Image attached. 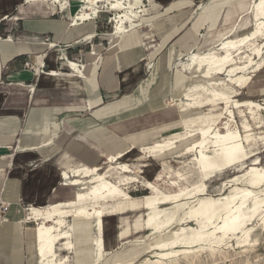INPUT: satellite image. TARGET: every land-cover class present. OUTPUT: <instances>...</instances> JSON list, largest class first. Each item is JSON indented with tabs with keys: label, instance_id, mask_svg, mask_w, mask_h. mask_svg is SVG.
Here are the masks:
<instances>
[{
	"label": "bare ground",
	"instance_id": "obj_1",
	"mask_svg": "<svg viewBox=\"0 0 264 264\" xmlns=\"http://www.w3.org/2000/svg\"><path fill=\"white\" fill-rule=\"evenodd\" d=\"M39 1L49 2L58 11L69 10L71 22L77 26L92 24L93 31L88 34L90 38L94 37L97 34L96 31L100 29L102 32L105 31L104 33L122 36L127 30L143 26L142 17L146 11V7L143 8V6L146 1H149L150 4L154 2V0ZM252 2L254 4L249 18H251L254 28L249 33L233 37L236 32L234 29L219 43V49L223 53L216 51L194 52L189 57V69L194 71V76L201 77L208 83L196 82L187 87L184 92L187 101L178 103L179 118L172 122L177 126L182 123L184 127H192V129L187 131L182 128L185 131L173 134L172 139L167 140V143L160 140L154 145L147 144L140 147V160L160 154L158 158L164 163L167 161V155L175 153V149L178 147L177 143L188 140L189 142L183 148V153L194 157L198 167L201 168L203 179L195 187L189 188L186 185L185 173L178 171L174 174L175 178L169 183L173 191L166 192L163 191V184L166 183L169 173H166L164 169H158L152 181L147 183L150 194L146 195L142 201L146 208L144 221L151 234L162 233L165 230L166 234L154 237L152 245L138 247L133 244L126 251L117 253L114 256L115 264H132L140 257L143 249L145 251L160 250L158 254L162 258L178 256L183 249L181 247L188 245H199L202 251L215 252L216 243L219 240L224 239L225 236H237L238 234L243 235L240 242L248 245L253 240L254 228L260 222L264 224V197L262 198L260 192H254L238 184L243 178H247L253 185L264 182V166L252 163L246 173L231 179L237 183L230 192L218 198L208 195L206 180L218 171H225L231 167H243L245 160L251 156L245 143L252 146L258 138L251 132L253 127L250 117L255 120L258 126L263 123L261 115V110H264L263 104L253 99L242 101L243 98L241 100L235 98V94L239 92L240 88L249 86L252 78L251 73L258 71L264 63L261 45H256L257 43L253 42L254 39L263 37L262 44H264V0ZM110 12H113L115 16L109 17ZM139 12H143L141 18L137 16ZM135 17H138V20ZM96 19H99V22H96ZM107 21L110 22L111 27ZM246 49H251V52L247 53ZM257 58L260 60L256 61ZM69 64L79 74L82 72L81 64L77 62ZM51 74L59 73L53 71ZM224 74L228 77L227 79L216 78V76ZM230 83L239 89L231 88ZM209 86L214 88L211 97L204 98L201 94L194 97V92L202 89L208 91ZM198 106L200 109L208 108L207 110H197ZM244 106L246 110L241 109ZM236 108L244 117L242 126L236 119L234 110ZM141 117L144 116L141 115ZM204 118L213 120L210 121V125L195 128ZM203 123L207 124L208 121H203ZM241 128L244 129L245 136L242 134ZM127 133H132V131ZM133 148H129L126 152H131ZM126 152L109 155L108 160L111 165L99 177L103 179L115 177L117 179L108 181V185L103 190L91 188L80 191L79 188L84 184L83 180L71 177L68 172L63 171L64 184L77 188L73 199L68 202H51L43 212L36 205L27 209V211L31 210L27 220L37 223L32 234L34 250L38 258L37 264H67L69 257L59 258L56 251L58 243L63 244L70 253H75L78 259L77 264H98L104 259L108 251V215L116 213L118 209L116 198L123 196L126 199L131 198L122 185H127L135 179L125 172H136L138 168L136 164L138 161L132 164L118 163V159ZM92 166L96 171V165ZM120 174H124V176L121 177ZM192 199L197 200V203L179 216L178 212ZM0 204L5 205L8 202L0 199ZM164 204H174V208L162 207ZM69 217H73L72 220L77 225L76 230L74 223L68 220ZM186 221L194 222L196 227L182 226ZM175 223L179 224L177 229L171 227Z\"/></svg>",
	"mask_w": 264,
	"mask_h": 264
},
{
	"label": "crops",
	"instance_id": "obj_2",
	"mask_svg": "<svg viewBox=\"0 0 264 264\" xmlns=\"http://www.w3.org/2000/svg\"><path fill=\"white\" fill-rule=\"evenodd\" d=\"M161 1L172 3L166 9L169 18L170 12L181 11L195 0ZM37 2L42 1L0 0V199L15 205L1 223L8 222L16 205H36L45 211L51 202L71 201L77 188L64 184L63 171L86 180L95 173L93 164L98 168L100 163H107L106 158L112 153L122 154L128 148L134 147L133 151L137 146L160 141L161 132L174 125L166 122L127 133L131 132L127 131L128 121L140 120L144 106L140 95L145 93L144 86L139 91L135 89L142 71L134 62L142 54L133 51L138 46L132 44L133 35L110 45L100 37L101 29L90 38L92 24L69 23L58 14L53 15L57 8L45 9ZM161 7L154 0L144 15ZM233 30L223 33L217 44ZM144 36H154L151 24ZM79 53L83 59L82 76L69 64L77 62ZM182 55L178 53V59L182 60ZM27 61L44 62L50 73L35 74L25 68ZM53 71L59 74H51ZM181 71L187 70L182 66ZM156 74L158 67H153V76ZM120 136L130 145L116 146L114 140ZM119 159L118 163H125ZM165 163L163 168H169L168 161L162 166ZM194 172H198L199 178L191 175L192 179L200 182L201 168L197 166ZM187 176L186 182L192 180ZM127 185L122 187L130 194ZM130 196L116 198V213L128 203L132 209L146 210L142 203L146 195L142 200ZM144 220L145 216L142 227L148 229ZM25 233L27 242L34 244L33 231L27 228ZM34 245L30 247L33 253Z\"/></svg>",
	"mask_w": 264,
	"mask_h": 264
},
{
	"label": "rangeland",
	"instance_id": "obj_3",
	"mask_svg": "<svg viewBox=\"0 0 264 264\" xmlns=\"http://www.w3.org/2000/svg\"><path fill=\"white\" fill-rule=\"evenodd\" d=\"M252 1L254 0H195L181 11L179 10L180 12L177 10L170 12V17L167 18L169 13H166V9L169 4H172L171 1H169L168 4H163L161 0H157V2L163 7L158 11H150L147 15H144L142 17V21H144L143 26L133 28L129 31L127 30L122 36L104 33L105 31L100 34V37L108 40L110 45L119 44V42H122L126 36H129L128 34H131L133 35L132 44L135 43L138 45L137 48H133V51L137 50L136 52L138 54H142L140 59L134 62L137 63L138 66H141L142 71V76L135 89L138 90L141 86L145 87V93L140 95V100L143 101L144 104L142 107L143 112L141 114L145 118L140 117L141 121H143L142 123L140 120L128 121L127 131L134 132L152 125L172 122L179 118L178 103L187 101L183 92L186 85L196 82H207V80L201 77H195L194 71L189 69L188 64L190 55L194 52L208 53L216 51L223 53V51L219 49V44L217 43L222 34L229 29H236L233 37H240L241 35L249 33L254 28V24L251 19H249L250 21H245V18L251 17V10L254 4ZM203 3L205 5L202 8L200 5ZM37 4L43 6L45 9L51 6L49 2H37ZM145 7L150 8L149 1L145 2L143 8ZM53 11L56 13L58 12L56 10ZM70 15L71 12L69 10H65L58 14V16L68 20L69 23L71 22ZM142 15L143 12L137 13L139 18H141ZM108 16L114 17L115 15L113 12H110ZM228 17L230 18L226 22ZM135 19L138 20V17H135ZM96 21L99 22V19H96ZM107 23L108 25L110 24L109 21H107ZM150 24L153 27L154 36L148 38L145 37L144 34L150 30ZM256 39H254L253 42L255 41V43H257L256 45H261L260 48L263 50L262 61H264V44H262L263 37H258ZM246 50L247 53L251 52V49ZM178 53L183 54L181 58L182 60L178 59ZM259 60V58L256 59V61ZM179 61L181 66H178ZM131 63L132 62L128 64ZM182 66L187 71H181ZM153 67H158V74L155 76H153ZM251 75L252 78L249 86L239 89V87L234 86V84L230 83L229 85L231 88L239 89V92L235 94V98L239 100L243 98L242 101L253 99L264 105V63L258 71L252 72ZM216 78L227 79L228 77L224 74L218 75ZM227 83L229 82L227 81ZM147 89H149V91H147ZM213 89V87L209 86L208 91H204L203 89L196 91L194 92V97L198 94L203 95L204 98L211 97L213 95ZM207 108L208 107H204L200 109L198 106L196 109L207 110ZM241 109L246 110V107L244 106ZM234 110L236 119L240 126H242L241 124L244 117L241 115L239 109L236 108ZM261 115L263 123L260 126H258L255 120L250 117V123L253 127L251 132L258 137L256 143L252 146H248L247 143H245L247 151L251 156L245 160V165L243 167H231L225 171H218L213 176L209 177L207 179L208 195L218 198L219 196L229 193L237 183V181L231 179H235V177L246 173L252 163L264 166V110H261ZM212 120L213 119L210 120L204 118L195 128L210 125V121ZM203 121H208V123L204 124ZM130 123L135 125L132 124L133 126L130 125V127ZM182 125V123L178 126L172 125L173 128H171L172 126H168L171 129L163 130L161 132V141L167 143V140L172 139L173 134L176 135L177 133L192 129V127H184V125ZM182 128H185V130ZM241 130L242 134L245 136L246 133L244 129L241 128ZM172 131L176 132L173 133ZM122 138L123 136H120L114 140L117 142L116 146L120 145L122 147V145H130L129 141L123 140ZM187 142L189 141L186 140L177 143L178 147L175 149V153L167 155L166 159L169 164V168H167L168 170L163 168L166 167L167 164L165 163L162 166V161L158 158L160 154H156V156L153 155V157L142 158L140 160V146H137L131 153L128 152L129 154H126L119 159V162H128L130 164L138 161L136 164L139 169L137 168L135 173L125 172V174L133 176L136 180L126 186L127 191L130 192L134 199L140 200L143 196L150 194V190L146 186L149 181H152V178L158 169H165L166 173H169V176H167L168 178L166 179L167 184H163V191L166 192L173 191V188L169 186V183L175 178L174 174L179 170H182L186 176L188 174L189 178L187 176V179H192L191 175H195L199 178L198 172L197 174L194 172L198 166L194 157L187 156L183 153V148H185ZM154 143L150 145H154ZM115 149L117 150L119 148ZM106 160H108V157ZM110 165L111 162H109V160L106 164H103L102 162L99 164L95 173L86 178V180L89 181L81 179L84 184L80 191H85L91 188L103 190L108 185V181H116L117 178L115 177H110L108 179L99 177V175L108 169ZM185 168H187V172H185ZM120 176L123 177L124 174H120ZM200 182H197V179H192L188 181L186 185H188L189 188H193ZM238 184L254 192H260L262 198L264 197V182L258 185H253L247 180V178H243ZM196 203L197 200L195 201L192 199L178 212V215H183L185 211H188L189 208L193 207ZM28 206L30 205H16V212L8 217V222H0V264L38 263L37 254L35 252L33 253L31 250L32 245L34 244H32V241L30 244L27 242L25 233L27 228L32 232L37 226L36 222L27 220V217L31 212L30 209L32 208L31 205L29 211H27ZM162 207L173 209L174 204H164ZM7 215L8 213L4 211V208L1 209L0 221ZM145 215L146 210H143L142 208L132 209L129 206V203L125 204V206L123 205V209L119 210L117 213L108 215V251L106 252L107 254H105L104 259L99 261L98 264H115L114 256L117 253L126 251L133 244L138 245V247H143L148 244L152 245L154 237L164 236L166 234V230L162 233L151 234V231L143 228L142 223ZM72 219L73 217L68 218L71 223H74L76 230L77 225ZM182 226L187 228L196 227L195 223L190 221H186ZM171 227L177 229L179 224H172ZM254 231L255 234L253 235V240L248 245L240 242L242 241L243 235L238 234L237 236H225L224 239L219 240L218 243H216L217 247L215 248V252L210 250L207 252L202 251L201 248H199V245H188L181 247L183 249L178 256L162 258L158 254L160 250L145 251L143 249L140 257L133 261L132 264H264V224H261L260 222L254 228ZM56 251L59 254V258L69 257L67 264H77L78 259L75 256V253H70L63 244L58 243ZM17 261L19 262L17 263Z\"/></svg>",
	"mask_w": 264,
	"mask_h": 264
},
{
	"label": "built area",
	"instance_id": "obj_4",
	"mask_svg": "<svg viewBox=\"0 0 264 264\" xmlns=\"http://www.w3.org/2000/svg\"><path fill=\"white\" fill-rule=\"evenodd\" d=\"M72 2H75V0H71ZM58 11V10H57ZM62 11H58L57 13L54 12L53 15L55 14H59ZM71 19V18H70ZM67 57V56H66ZM68 58V57H67ZM78 64H82L83 59L81 58V53H79V55L76 57ZM25 64V68L27 69H31L35 74H39V73H50L46 71V67H45V63L44 62H38L37 64L31 63L30 61H27L24 63ZM31 91H34L33 87H29ZM4 208V211H6V213H9L11 205L5 204V205H1L0 204V210ZM28 208H30V206H28ZM27 208V209H28Z\"/></svg>",
	"mask_w": 264,
	"mask_h": 264
}]
</instances>
